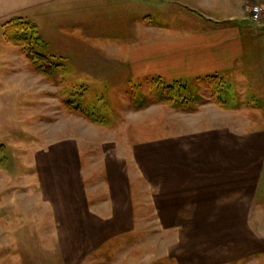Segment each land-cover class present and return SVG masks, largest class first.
<instances>
[{
    "label": "rangeland",
    "instance_id": "rangeland-1",
    "mask_svg": "<svg viewBox=\"0 0 264 264\" xmlns=\"http://www.w3.org/2000/svg\"><path fill=\"white\" fill-rule=\"evenodd\" d=\"M196 1L0 0V264H264V2L246 6L263 11L232 78H130L144 22L201 30ZM14 16L56 55L35 62L7 42ZM207 129L259 158L239 179L189 173L195 203L175 205L166 196L187 182L155 192L143 164Z\"/></svg>",
    "mask_w": 264,
    "mask_h": 264
},
{
    "label": "crops",
    "instance_id": "crops-1",
    "mask_svg": "<svg viewBox=\"0 0 264 264\" xmlns=\"http://www.w3.org/2000/svg\"><path fill=\"white\" fill-rule=\"evenodd\" d=\"M250 1L253 2V0H197L200 11L189 9L209 16V19L206 18L207 23L201 30L185 34L178 35L171 27L145 21L142 27L151 39L147 38L140 43L127 46L130 78L139 81L158 78L164 82L176 80L191 82L209 75L224 79L232 78L230 72L237 70L244 58L248 61L252 53L250 48H253V43L256 45L247 33L251 30L248 23L253 22L246 7ZM263 22L262 19L257 24L261 25ZM213 131L207 129L178 136L175 141H166L172 147L161 152L157 161H153L156 159L152 158L153 160L143 164L146 179L152 184L155 192L158 189L162 191L161 188L165 184L172 190L170 181H174L175 184L177 181L187 182L181 188L175 187L166 197L172 199L175 205L188 206L193 205L196 198L193 191L195 185L193 174L201 176L208 174V178H211V175L229 174H235L234 177L237 179L238 176H249V164L252 163L249 160L259 158L254 153L255 148L249 147L246 140L236 139L232 142L225 134L215 136ZM209 158L214 160L213 164L207 160L203 161ZM219 159L223 161L220 162ZM189 173L192 175H188ZM162 210H166V214L172 216L167 207ZM192 210L193 207L187 209L189 214L185 213L184 216H191ZM182 217L183 215L177 216L178 223L184 221Z\"/></svg>",
    "mask_w": 264,
    "mask_h": 264
},
{
    "label": "trees",
    "instance_id": "trees-1",
    "mask_svg": "<svg viewBox=\"0 0 264 264\" xmlns=\"http://www.w3.org/2000/svg\"><path fill=\"white\" fill-rule=\"evenodd\" d=\"M5 40L11 44H15L20 47L24 54L33 55L34 61L38 62V59L54 57L56 54H45L42 52V47L45 45V40L40 34L38 25L21 16H14L2 25ZM50 64V63H48ZM50 66H59V63H51ZM209 77H218L216 75H209ZM159 81H162L161 79ZM164 82V81H163ZM174 88H180L181 81L165 82Z\"/></svg>",
    "mask_w": 264,
    "mask_h": 264
},
{
    "label": "built area",
    "instance_id": "built-area-1",
    "mask_svg": "<svg viewBox=\"0 0 264 264\" xmlns=\"http://www.w3.org/2000/svg\"><path fill=\"white\" fill-rule=\"evenodd\" d=\"M263 8L260 5L251 6L250 15L254 21H259Z\"/></svg>",
    "mask_w": 264,
    "mask_h": 264
}]
</instances>
